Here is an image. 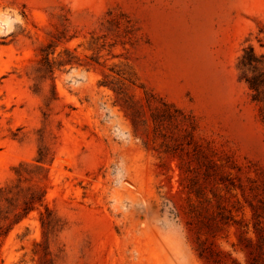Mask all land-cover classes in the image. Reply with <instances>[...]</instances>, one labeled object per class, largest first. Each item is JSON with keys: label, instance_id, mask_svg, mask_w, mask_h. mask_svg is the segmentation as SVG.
<instances>
[{"label": "rangeland", "instance_id": "rangeland-1", "mask_svg": "<svg viewBox=\"0 0 264 264\" xmlns=\"http://www.w3.org/2000/svg\"><path fill=\"white\" fill-rule=\"evenodd\" d=\"M249 46L264 0H0V189L64 224L1 222L0 264H264Z\"/></svg>", "mask_w": 264, "mask_h": 264}, {"label": "trees", "instance_id": "trees-1", "mask_svg": "<svg viewBox=\"0 0 264 264\" xmlns=\"http://www.w3.org/2000/svg\"><path fill=\"white\" fill-rule=\"evenodd\" d=\"M42 64L52 69L48 56L43 58ZM237 69L240 71V81L246 84L251 93L252 101L259 106L261 120L264 124V54H258L254 47L249 46L243 50V54L238 58ZM23 171V165L15 170L18 176L16 185L0 189V223L10 221L11 225L18 224L30 212L38 210L43 234H55L63 230L64 224L43 204L44 194L34 187L22 188ZM21 195H24L22 200L16 198ZM5 204L11 208V211L4 212L3 206ZM39 207H44L45 211H40Z\"/></svg>", "mask_w": 264, "mask_h": 264}]
</instances>
